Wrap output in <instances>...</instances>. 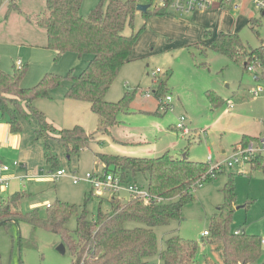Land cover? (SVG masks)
Returning a JSON list of instances; mask_svg holds the SVG:
<instances>
[{
    "label": "rangeland",
    "instance_id": "rangeland-1",
    "mask_svg": "<svg viewBox=\"0 0 264 264\" xmlns=\"http://www.w3.org/2000/svg\"><path fill=\"white\" fill-rule=\"evenodd\" d=\"M6 1L9 8L19 11L11 13L5 21L8 8L3 12V6L0 5V70L12 74L14 68L19 67L18 62L28 65L27 74L21 84L24 89L33 88L48 73L66 76L70 71H74L76 75L83 72L91 58L88 55L80 57L76 53L68 52L58 56L55 50L45 47V31L35 24L34 18L46 10V0ZM101 1L84 0L81 14L88 16ZM152 2L138 0V4L151 5L149 15L138 12L133 27L128 26L125 35L138 34L144 26L145 29L136 42L131 61L121 69L107 99L118 102L126 92H133L138 88L128 113L144 110L153 112L156 111L158 103L157 111L160 112L162 100H159L156 93L159 91V82L167 81L164 96L172 97L174 111L166 112L163 117L155 116L168 127V131L160 133L158 138L153 137L148 120L135 119L139 117L137 114L122 120L119 118V121L125 122H120L123 127L116 128L109 136L101 135L97 132V116L91 112L89 104L67 99L70 83L65 80L61 86L51 90L50 98L36 101L34 107L43 112L50 125L57 130L82 126L88 135L94 133L89 142L93 149L86 148L79 153L69 154L66 147L56 139L57 135L53 130L48 131V138L37 139L34 132L38 122L31 117L26 120L25 127L19 134L25 139L21 152L29 157L24 166L20 162L21 152L17 151L16 144L3 140L4 134L8 135L11 130L7 123L8 114H3L0 109V132L3 134L0 160L12 169V177L23 179L21 185L13 181L11 189L0 191V200L9 194H16L14 191L18 190V193L24 195L18 207L23 213L37 210L38 216L46 220L50 211L47 205H55L57 201H61L76 206L78 214L86 210L89 218L93 219L100 205L104 212L110 211V200H127V193L122 192L121 196H113L104 190L99 193L88 183L74 184L70 175L55 180L52 178L53 174L65 170L67 173H74L78 178H85L88 173L97 172L95 163H99L98 172L103 174L104 168L96 156L97 153L150 158L152 156L147 152L157 146L153 143L157 140L161 144L162 141L169 140L177 142L180 145L175 150L177 154L188 153L197 162H207L209 147L214 163L217 164L232 154L235 146L240 144L238 142L243 134L263 132L264 90L255 94L258 86L264 84L261 78L262 67L258 65L255 68L260 78L256 81L253 78L254 73L245 70L242 64L233 62L207 47L211 46L221 32L236 35L249 51L264 45V11L257 10L249 0H233V5H238L237 9L235 6H224L197 13L194 17L172 19L166 18L167 16H153L150 12H154L155 4ZM197 44H200V48L196 47ZM201 48L207 50L206 54L202 53ZM157 69L162 71L157 76L158 80L153 77ZM209 90H214L225 100V104L219 109L213 110L211 107L207 97ZM148 93L151 94L150 98L146 96ZM23 105L26 106L25 103ZM181 118H184L187 129L191 130L189 135L182 134L174 127ZM141 124H146L150 144L131 139L140 133ZM129 126L135 128L131 130ZM47 148L57 159L55 166L47 162ZM222 150L226 154H222ZM15 162H19L22 168H14ZM222 169L225 170L224 173L218 174L198 188L193 201L184 207L181 221L155 228L158 253L152 258L151 264H162L159 255L165 249L166 240L173 234L199 243L197 264H223L219 255L213 252L214 248L202 242L203 239L206 240L202 234L211 230L213 217L226 202L223 189L231 173L235 176L237 195L233 207V229L260 236L264 240V173L253 170L249 163L235 164L233 168H218ZM136 182L139 186L147 187L141 175ZM13 187L16 189L13 190ZM102 194L104 196H100ZM78 214H74L68 222L72 234L77 228ZM130 226L134 227L135 224ZM32 231L33 228L27 223L0 227V264L74 263L68 247L65 246L64 254L58 250L64 244L59 235L45 226H40L34 234ZM263 262L264 252L256 264Z\"/></svg>",
    "mask_w": 264,
    "mask_h": 264
},
{
    "label": "trees",
    "instance_id": "trees-1",
    "mask_svg": "<svg viewBox=\"0 0 264 264\" xmlns=\"http://www.w3.org/2000/svg\"><path fill=\"white\" fill-rule=\"evenodd\" d=\"M83 1L46 0V10L34 18L35 24L46 32V47L55 50L58 56L73 52L80 57H91L82 73L76 75L74 71H70L66 76L48 73L39 84L24 89L21 84L28 65L15 67L12 74L0 70V109L3 114H8L7 122L11 131H22L20 118L34 117L39 124L37 139L48 138V131L53 130L57 135L56 139L66 147L69 154L89 148L91 135L94 133L89 136L81 126L57 130L50 125L43 112L37 111L34 103L50 98L51 90L67 80L70 83L67 99L88 103L100 121L97 132L109 136L112 128L120 124L119 116L129 112L137 88L133 92H126L118 102H108L107 95L121 69L131 61L136 42L145 29L144 26L138 34L125 35L126 28L133 27L138 13V0H102L88 16L81 14ZM227 6L232 7L230 4ZM15 10L19 11L8 8L7 14ZM150 13L160 17L174 16L165 9H155ZM145 14L148 16L149 10ZM199 46L200 44L196 45L197 48ZM207 48L242 64L245 70L257 63L263 69L261 78L264 80V45L249 51L236 35L221 32ZM201 51L203 54L207 52L205 49ZM159 84L156 96L162 100L165 89L167 90V81ZM207 97L213 110L225 104V100L214 90H209ZM23 103L26 104L25 107ZM158 113L159 111L154 112L155 115ZM255 139L257 138L245 136L240 143L245 145ZM45 155L50 165L57 164L56 157L48 148ZM96 156L103 164L104 171L117 175L123 185L137 184V177L141 175L147 183L146 188L141 187L163 201L145 203L132 198H113L110 200V211L104 212L100 205L93 219L89 218L86 210L78 214L76 206L57 201L48 208L50 211L47 219L43 220L38 216L37 210L21 212L18 207L24 195L16 193L0 200L2 226L27 223L33 228L32 234L40 226H45L59 235L64 245L70 249L74 257L73 264H151L152 258L158 253L155 228L181 221L182 211L193 201L198 184L204 185L225 172L222 169L214 177L209 172L207 162L192 161L188 154L186 158L174 157L169 153L156 158L105 153H97ZM249 164L253 170L264 173V158H257ZM223 193L226 202L219 207L218 213L213 217L209 235L203 237L206 240L203 239L202 242L214 248L213 252L219 255L223 264H256L264 252L263 239L248 235L245 231L236 234L233 229V207L237 197L233 173L228 175ZM91 194L93 196V192ZM74 214H78L77 228L72 234L68 222ZM131 224L135 226L131 227ZM198 252L197 241L173 234L166 240L165 249L159 257L162 264H197Z\"/></svg>",
    "mask_w": 264,
    "mask_h": 264
},
{
    "label": "built area",
    "instance_id": "built-area-1",
    "mask_svg": "<svg viewBox=\"0 0 264 264\" xmlns=\"http://www.w3.org/2000/svg\"><path fill=\"white\" fill-rule=\"evenodd\" d=\"M152 4H155V9H165L170 14H173L177 17H189L196 13H204L210 10L219 9L224 6L230 4L232 7L238 8V5H233V0H152ZM252 4H254L255 8L260 11H264V0H249ZM151 6V5H150ZM18 66L22 67V62H18ZM257 65L253 64L248 67V71L250 73H254V80L258 81L260 78L258 77V73L256 72ZM162 71L157 69L153 73V77L157 79V76L161 74ZM158 80V79H157ZM264 90V84L258 86L256 89V95ZM148 98L151 97V94L148 93L146 95ZM172 97L170 95L165 96V100H163L161 104L162 112H173L174 107L172 106ZM231 109H233V105H231ZM177 129L181 131L184 135H189L191 130L187 129L185 126L184 118H181L179 123L177 124ZM264 136V135H263ZM3 147L2 141H0V150ZM257 158H264V139H262L258 144H238L232 151V154L227 157L224 161L214 163V159L211 153L208 155L207 164L212 169H220V167H228L233 168L235 164L240 163H250ZM14 168L21 169L22 165L19 162H15L13 164ZM12 169L4 164H0V188H8L10 185V177L8 174L11 173ZM99 175L94 176L93 174L88 173L85 178H78L74 173H67L65 170H60L57 173L52 175V178L55 180H59L60 178L70 175L72 176L73 183L79 184L81 182H85L96 188V190L101 193L102 190H109L113 192H126L127 199H138L143 200L145 203L154 202L161 203L162 199L151 195L145 188L137 184L123 185L120 181V178L112 172L104 171L103 174L97 172ZM202 187L201 184H198V188ZM197 189L195 188L194 191ZM104 196V194L100 195ZM49 208L50 205L48 204ZM236 234H240L239 231ZM204 236L208 235V232L205 231L203 233ZM264 243V241H263Z\"/></svg>",
    "mask_w": 264,
    "mask_h": 264
},
{
    "label": "crops",
    "instance_id": "crops-1",
    "mask_svg": "<svg viewBox=\"0 0 264 264\" xmlns=\"http://www.w3.org/2000/svg\"><path fill=\"white\" fill-rule=\"evenodd\" d=\"M2 1V2H1ZM0 5L1 6H3V12L7 9V8H9L8 7V4H7V1L6 0H0ZM215 10V9H214ZM8 11V10H7ZM15 11H17V10H15ZM14 11H12L11 13H13ZM10 13V14H11ZM10 14H5V21L8 19V17H9V15ZM197 14V13H196ZM196 14H194V15H196ZM194 15H191V16H189V17H194ZM166 17V16H165ZM168 17H170V18H172V19H178V17H172V16H167L166 18H168ZM29 21H31V20H29ZM45 34H46V32H45ZM47 38V37H46ZM46 44H47V39H46ZM45 47H46V45H45ZM132 59V58H131ZM138 89V88H137ZM220 96V95H219ZM148 98V97H147ZM106 100L108 101V102H114L111 98H109V99H107L106 98ZM72 101V100H71ZM75 102H77V101H75ZM85 103V102H84ZM90 106V105H89ZM158 107H159V103H158V106H157V108H156V111L158 110ZM90 109H91V107H90ZM156 111H153L152 112V110H150V111H146V110H144V111H140L139 113H126V114H121L120 116H119V118H121V120L123 119V118H127V117H129V116H131V115H133L134 117L137 115V114H139V117H135V119H138V118H140V119H142V120H148V124H149V127L151 128V131L153 132V137H157L158 138V136H159V134L160 133H166L168 130H167V128L168 127H165V125L164 124H162V121L160 120V119H157L158 117H156L155 116V114H154V112H156ZM91 112H92V110H91ZM93 113V112H92ZM160 114H163L162 112H159ZM158 113V115L157 116H161V117H163L164 115H166L167 113H165V114H163V115H160ZM169 113V112H168ZM171 113H173V112H171ZM94 114V113H93ZM97 121H98V125H99V118H98V116H97ZM26 120H28V119H23V118H20V123H21V126H22V131H23V127H25V122H26ZM38 122V121H37ZM121 122V121H120ZM160 122H161V124H160ZM8 123V122H7ZM121 123H125V122H121ZM9 125V124H8ZM77 125H79V124H77ZM177 125V124H176ZM141 126H142V129H141V131H140V133L136 136V138H134V137H132L131 139H132V141H137V140H139V141H141V143H143V144H150V142H149V138H148V136H147V134H146V124H141ZM10 127V126H9ZM82 127V126H81ZM119 127H123V125H117V126H115L114 128H112V130H111V134L114 132V130L116 129V128H119ZM130 128H131V130H133V128H135L134 126H129ZM174 127H176V126H174ZM38 128H39V124H38V127H37V129L35 130V132L34 133H36V131L38 130ZM97 129H98V127H97ZM137 129V128H136ZM10 130H11V128H10ZM85 130V129H84ZM144 130V131H143ZM22 131L20 132V133H13L12 131H11V133H9L8 135H5L4 134V139L3 140H5V141H8L10 144H12V143H15L16 144V146H17V151L18 152H21V150H22V147H23V145H24V143H25V139L24 138H21L20 136H19V134H21L22 133ZM110 134V135H111ZM264 134V121H263V132L262 131H260L259 132V134H256V133H245V134H243V136L241 137V140L238 142V143H240L241 141H242V139H243V137H254V138H257V137H259V136H261V135H263ZM3 136V134H2V132H0V141H2V139H1V137ZM18 136V137H17ZM101 141V140H100ZM121 143V142H120ZM154 144H157V146H155V147H153L154 149L152 150V151H149V152H147L148 153V155H150V156H152V157H150V158H156V157H160V156H162V155H164L165 153H169V154H171L172 156H174V157H182V156H184V155H186V154H188V153H184V154H177L178 152L177 151H175V150H177L179 147H180V145L177 143V142H173V141H171V140H169V141H162V144L157 140V142H153ZM238 143H236V144H238ZM235 145V144H234ZM233 145V146H234ZM89 149H93L91 146H89ZM172 151H175V152H172ZM233 151V150H232ZM211 153V155H212V150L208 147V155ZM222 154H226V151L225 150H222ZM19 155H20V157H21V160H20V162H22L23 164H24V166H26L25 164L27 163V161H29V157H28V155H26V154H24V153H19ZM153 155H155V156H153ZM213 156V155H212ZM188 158L190 159V160H192V161H197V160H195V159H191L190 157H189V155H188ZM225 159V158H224ZM223 159V160H224ZM2 160H0V163H2L1 162ZM101 164V163H100ZM99 163L97 164V163H95V168L97 169V171L99 170ZM101 166L104 168V166H103V164H101ZM11 175H13V172L11 171V173H9L8 174V177H10V185H9V187L8 188H4V189H11V187H12V182L13 181H17V182H19V184L22 182V178H19V177H15V176H11ZM21 185V184H20ZM16 188H14L13 187V190H15ZM3 190V188H0V191H2ZM15 193L17 192L18 193V190H16V191H14ZM10 195V194H9ZM202 236H203V234H202ZM204 237V236H203Z\"/></svg>",
    "mask_w": 264,
    "mask_h": 264
},
{
    "label": "bare ground",
    "instance_id": "bare-ground-1",
    "mask_svg": "<svg viewBox=\"0 0 264 264\" xmlns=\"http://www.w3.org/2000/svg\"><path fill=\"white\" fill-rule=\"evenodd\" d=\"M164 98H165V96H164ZM164 98L162 99V102H163V100H164ZM162 104V103H161ZM160 108H161V105H160ZM159 108V110H160V112H162L161 111V109ZM162 113H166V112H162ZM176 128H177V125H176ZM262 139H264V136H259V137H257V139H255V140H251V141H249L247 144H245V145H250V144H258ZM241 144V143H240ZM229 157V156H228ZM227 158V157H226ZM0 164H3V163H0ZM220 170H218V169H212V168H210V170H209V172H211L212 174H213V176L215 177V174L216 173H218ZM98 172V171H97ZM95 173V174H93L94 176H97V175H99L98 173ZM203 186V185H202ZM92 187V189H96V188H94L93 186H91ZM200 188V187H199ZM198 190V189H197ZM104 191L105 192H107V193H109V194H113V196L114 195H116V196H121L123 193L121 192V191H118V192H113V191H109V190H105L104 189ZM126 198H127V196H126ZM162 199V198H161ZM163 201V200H162ZM51 206V205H50ZM48 208V207H47ZM240 233L242 232L241 230H238ZM205 232V231H204ZM203 232V233H204ZM208 232V231H207ZM237 232V231H236ZM209 235V234H208ZM207 235V236H208ZM204 236V235H203ZM204 237H206V236H204ZM264 241V240H263ZM262 241V242H263ZM264 244V243H263Z\"/></svg>",
    "mask_w": 264,
    "mask_h": 264
},
{
    "label": "water",
    "instance_id": "water-1",
    "mask_svg": "<svg viewBox=\"0 0 264 264\" xmlns=\"http://www.w3.org/2000/svg\"><path fill=\"white\" fill-rule=\"evenodd\" d=\"M150 8V5L148 4H138L137 5V11L140 12V13H147V11L149 10ZM184 158H186V155H184ZM3 225V223H0V227ZM58 250L61 252V253H65L66 252V248H65V245L64 244H61L58 248Z\"/></svg>",
    "mask_w": 264,
    "mask_h": 264
}]
</instances>
